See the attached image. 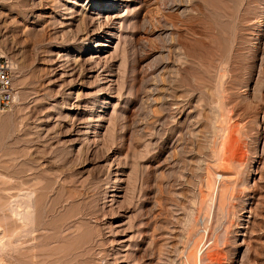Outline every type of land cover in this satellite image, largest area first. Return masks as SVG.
<instances>
[{
    "label": "rangeland",
    "instance_id": "374dc122",
    "mask_svg": "<svg viewBox=\"0 0 264 264\" xmlns=\"http://www.w3.org/2000/svg\"><path fill=\"white\" fill-rule=\"evenodd\" d=\"M0 42V195L35 217L0 264H264V0H0Z\"/></svg>",
    "mask_w": 264,
    "mask_h": 264
},
{
    "label": "bare ground",
    "instance_id": "6f19581e",
    "mask_svg": "<svg viewBox=\"0 0 264 264\" xmlns=\"http://www.w3.org/2000/svg\"><path fill=\"white\" fill-rule=\"evenodd\" d=\"M10 65H11V67H14V63L13 62H11L10 61ZM14 82H15V76H14ZM19 99H20V96L18 95V93H17V91H15V95H14V102L15 103H17L18 101H19ZM218 101V100H217ZM221 101V100H220ZM219 107V106H218ZM233 129V128H232ZM231 128H229L228 130H227V133H226V139L224 140L225 141V143H224V147H225V151L227 152V150L228 151H230L229 149L230 148H232L233 146H231V144L232 143H235V134H234V130H232ZM217 131V130H216ZM223 147V148H224ZM233 150V149H232ZM231 152V151H230ZM234 152V151H233ZM231 154V153H230ZM235 154V153H234ZM231 156V155H230ZM236 157V156H235ZM217 177H219V179H217ZM217 177H215V175H214V173L213 172H209V174H208V176H207V178H209L207 181V183H208V186H207V188H209L208 190V192L206 193V195H208V197L207 198H203V199H200L201 200V202H202V204H203V201L204 202H206L207 203V219L208 220H210V219H212L213 218V214H214V210H215V205H216V202H217V200H218V196H219V190H220V185H221V179L223 178V175H218ZM219 180V181H218ZM207 190V189H206ZM31 192V191H30ZM21 193V192H20ZM26 193V192H25ZM22 195V194H21ZM26 195H28V194H26ZM30 195H31V193H30ZM29 195V196H30ZM17 196V195H16ZM5 197V196H4ZM2 195H0V251H2V249H4V248H6L7 247V245H9V241H11L10 239H11V234L14 232L15 234L17 233V232H19V231H21V228L19 227V231H18V229H17V227H15L16 228V230L14 229V227H12L13 229H14V231H13V229H10L9 227H8V229L9 230H12V232H9L8 231V229H7V227H6V223H5V212L7 213V211H5V210H10V212L11 213H14L16 216H15V218H17L18 219V221H20L21 223L19 224V225H21L22 224V226H25V224H26V226H28V224H27V222H29L30 223V221H31V219H33L34 220V216L32 217V215H34L33 214V212L31 211H29V209L30 208H32V206L29 204V202L27 201L28 199L26 198V201H20L19 199H21V200H23L22 198L24 197H22V196H20V197H22V198H19V199H17L15 196H10L8 199H6V198H4ZM26 197V196H25ZM24 197V198H25ZM28 197V196H27ZM199 197V196H198ZM206 197V196H205ZM31 198V197H30ZM206 199V200H205ZM200 202V203H201ZM196 205H198V204H196ZM34 207H35V205H34ZM193 207V206H192ZM201 207V206H200ZM34 209V208H33ZM31 210V209H30ZM9 212V211H8ZM9 212V213H10ZM9 213H7L8 215H7V217L8 216H12V214H9ZM32 213V214H31ZM196 215V213H195V211L193 212V210H192V212L190 213V215L188 216L189 218H188V220L187 221H189L188 223H190V225L192 226V225H195V224H193L192 222H197L196 220H195V217L197 218V216H195ZM32 217V218H31ZM9 218V217H8ZM7 218V219H8ZM16 219V220H17ZM15 220V221H16ZM17 222V221H16ZM34 222V221H33ZM33 222L31 223V224H33ZM18 223V222H17ZM192 223V224H191ZM10 224V223H9ZM19 225H17V226H19ZM25 226V227H26ZM24 227V228H25ZM189 227V226H188ZM193 227V226H192ZM27 228V227H26ZM28 229V228H27ZM194 229V228H193ZM192 229V230H193ZM16 231V232H15ZM13 233V235H15ZM22 233V232H21ZM18 234V233H17ZM16 234V235H17ZM23 234V233H22ZM21 234V235H22ZM12 235V236H13ZM15 235V236H16ZM13 238V237H12ZM16 238V237H15ZM21 238V237H20ZM184 239V238H183ZM204 239V238H203ZM202 242V241H201ZM193 244H192V246L191 245H189V246H191V247H193V245L195 244V241L194 242H192ZM201 244V243H200ZM200 244H197L196 245V247L194 246L193 247V249L190 251L189 250V248H191V247H189V248H186V249H188V251L187 250H185V251H187L186 253H187V255H186V264H202V261H203V254L205 253L204 251H205V249H204V246L206 245H200ZM12 246V245H11ZM4 251V250H3ZM181 253V252H180ZM183 253H185V252H183Z\"/></svg>",
    "mask_w": 264,
    "mask_h": 264
},
{
    "label": "built area",
    "instance_id": "2783aa9c",
    "mask_svg": "<svg viewBox=\"0 0 264 264\" xmlns=\"http://www.w3.org/2000/svg\"><path fill=\"white\" fill-rule=\"evenodd\" d=\"M15 91L10 59L0 42V111L7 110L12 106Z\"/></svg>",
    "mask_w": 264,
    "mask_h": 264
}]
</instances>
